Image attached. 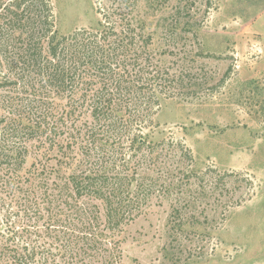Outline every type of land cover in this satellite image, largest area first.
<instances>
[{
    "label": "trees",
    "instance_id": "trees-1",
    "mask_svg": "<svg viewBox=\"0 0 264 264\" xmlns=\"http://www.w3.org/2000/svg\"><path fill=\"white\" fill-rule=\"evenodd\" d=\"M138 1L94 0L96 26L68 33L58 30L52 0L0 5V88L8 87L0 95V194L10 195L0 200L18 218L13 248L0 243V264H120L122 226L194 173L181 141L152 138L153 117L202 83L184 63L174 71L164 63L173 50L152 48ZM191 9L178 6L172 26L195 19L198 30ZM187 224L196 222L170 221L176 231ZM32 237L48 240L30 245Z\"/></svg>",
    "mask_w": 264,
    "mask_h": 264
},
{
    "label": "rangeland",
    "instance_id": "rangeland-1",
    "mask_svg": "<svg viewBox=\"0 0 264 264\" xmlns=\"http://www.w3.org/2000/svg\"><path fill=\"white\" fill-rule=\"evenodd\" d=\"M52 2L61 33L96 26L94 0ZM178 6L192 8L198 30L195 19L172 26ZM138 12L152 48L173 50L164 63L173 71L184 63L202 87L194 96L164 101L153 117L152 138L173 146L181 141L193 156L194 173L167 195L155 193L122 226L120 264H264V0H167L161 7L139 0ZM177 16L187 19L185 11ZM171 177L176 182L179 175ZM8 213L0 200V243L13 248L10 225L18 218ZM178 217L196 224L176 231L170 221ZM47 240L32 237L30 245Z\"/></svg>",
    "mask_w": 264,
    "mask_h": 264
}]
</instances>
